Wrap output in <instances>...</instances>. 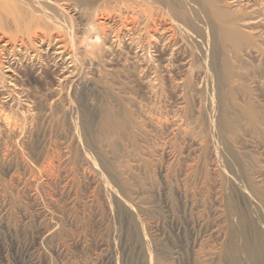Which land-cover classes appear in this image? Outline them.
<instances>
[{"label": "rangeland", "instance_id": "1", "mask_svg": "<svg viewBox=\"0 0 264 264\" xmlns=\"http://www.w3.org/2000/svg\"><path fill=\"white\" fill-rule=\"evenodd\" d=\"M140 22L0 21V264H264V63L215 84ZM44 24L69 39L25 54Z\"/></svg>", "mask_w": 264, "mask_h": 264}, {"label": "bare ground", "instance_id": "2", "mask_svg": "<svg viewBox=\"0 0 264 264\" xmlns=\"http://www.w3.org/2000/svg\"><path fill=\"white\" fill-rule=\"evenodd\" d=\"M74 18L78 19L79 21L86 20V21L98 23L99 25H101L102 27L100 26L101 27L100 33L99 32L97 33L98 35L100 34L99 36L102 37L103 41H106L107 40L106 36L109 35L108 34L105 36V34L103 33V30L105 28L104 26H106L105 25L106 22H110L112 20L113 21L118 20L122 23H125L126 25L129 24L131 26L133 25L132 23L133 21L134 23L136 20L138 22L141 21L143 23L142 25H144L142 27H144V30L146 31L145 34H147L148 37L154 38V41H153L154 46L155 44L160 42L162 44V47L166 46V49L169 48L170 51L169 50L168 51L170 54L167 53V55L168 54L171 55L173 51L179 50L176 48L179 46H177V42H176L177 37L175 35L180 34L182 36L186 35L188 37L191 35H195V34L200 35L203 42H205V44H207L209 48V49L207 48V52L209 51L210 53L208 55L210 62H211L210 63V73L214 77V79L211 77V80L213 79L212 81H214L215 84H217V82H220L218 78L216 77V72L217 70H219L217 68V62H216L217 56H218L217 54H220L219 63L223 70L222 76H223V80L227 83H231L232 80L236 78L237 75H239V69L242 68L239 57H242V54L252 55L258 61L264 63V0H0V21L11 19V20L29 21V22L41 21L46 24L50 22L58 23L60 21H69V20L71 21ZM121 25L122 24H120V26ZM46 26L44 28H46ZM89 26L92 27L91 24ZM44 28L42 32L27 33L19 39L16 37L15 38L11 37V38L13 39V41H15V43L18 46H20L25 51V54L27 55L28 53L32 54L33 51L36 53L42 52L43 55L44 54L47 55L49 54V52H51V55H52L54 53L52 51L53 50L57 51V48H59L60 46V45L59 46L57 45L58 42L62 38L65 39L68 37L69 39V36L63 37L65 34L64 33L61 38L59 37L61 35V34L59 35L60 31L48 32L47 31L48 27L46 29ZM126 29H130V28H125V30ZM115 31H118V30H115ZM138 32L140 33V31ZM125 33L122 35H127ZM84 34H83V37H84ZM113 37L112 39H115ZM1 40L2 39H0V41ZM8 41L6 40V42ZM110 41L112 43V40ZM189 43H192V40ZM88 44L90 46V43ZM84 45H87V42ZM112 46H113V43H112ZM195 46L199 47L197 44H195ZM91 47H92V44H91ZM150 47L152 46L150 45ZM153 49L155 48L153 47ZM161 50H163V48ZM93 52L94 50H92V54ZM191 52L193 53V51ZM197 52H198V49H197ZM189 53H190V50H189ZM201 55H200V58H201ZM90 56H91V53H90ZM187 59H190V58H187ZM193 60H195V58ZM196 62L194 61L195 64ZM187 63L188 61H186L185 64L187 65ZM166 64L168 65V63ZM159 65L160 64H158V67ZM166 67H169V66H166ZM188 67L189 66H187V68ZM189 68H192V67H189ZM200 70L202 69L200 68ZM168 71H169L168 72L169 78H171L172 70L168 69ZM206 71L207 70H205V73ZM195 72H199V71L195 69ZM184 79L185 77L181 76L179 78V82L182 84L185 83ZM177 82L176 84L178 86ZM243 113L245 114L243 117L247 118L248 122L252 126H256L258 123H260V115L258 114V112L252 110L250 107L243 108ZM255 255H257V252Z\"/></svg>", "mask_w": 264, "mask_h": 264}]
</instances>
